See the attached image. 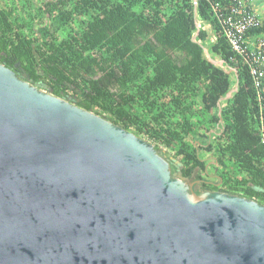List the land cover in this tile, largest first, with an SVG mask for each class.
<instances>
[{
    "label": "water",
    "instance_id": "obj_1",
    "mask_svg": "<svg viewBox=\"0 0 264 264\" xmlns=\"http://www.w3.org/2000/svg\"><path fill=\"white\" fill-rule=\"evenodd\" d=\"M192 39L235 74L218 106L237 72ZM17 66L0 62V264H264V204L193 191L165 150Z\"/></svg>",
    "mask_w": 264,
    "mask_h": 264
},
{
    "label": "trees",
    "instance_id": "obj_2",
    "mask_svg": "<svg viewBox=\"0 0 264 264\" xmlns=\"http://www.w3.org/2000/svg\"><path fill=\"white\" fill-rule=\"evenodd\" d=\"M236 2L197 1L196 14L209 25L198 39L206 47L209 33L215 34L206 47L210 57L238 77L237 92L221 104L224 130L216 147L185 140L201 126L205 138L219 122L217 103L234 88L235 78L210 63L192 39V0H25L15 13L0 6V62L18 63L31 83L71 96L84 109L111 114L107 119L146 136L156 148H177L185 176L204 169L200 150L213 153L223 167L220 190L264 204V143L256 127L264 117V92L243 43L264 34V25L241 34L229 27ZM218 3L226 8L214 15L210 6ZM229 28L241 55L226 37ZM226 162L234 168L225 170Z\"/></svg>",
    "mask_w": 264,
    "mask_h": 264
},
{
    "label": "rangeland",
    "instance_id": "obj_3",
    "mask_svg": "<svg viewBox=\"0 0 264 264\" xmlns=\"http://www.w3.org/2000/svg\"><path fill=\"white\" fill-rule=\"evenodd\" d=\"M25 0H0V6L4 7L6 9H9L13 11L17 3H24ZM198 0H196L197 2ZM236 4L238 5V10L237 12H234L232 14V25L236 28H239L238 26L240 25V21H243L242 19L249 15L253 17L256 21L257 24L259 25H264V0H236ZM194 3V1L192 0ZM228 3V2H225ZM231 2H229L227 5H230ZM236 5V7H237ZM211 7V12L214 13V15H217V13L221 10H224L226 6H222V3H218L217 5L214 6V8ZM194 8V4H193ZM195 9V8H194ZM193 9V10H194ZM14 12V11H13ZM15 13V12H14ZM30 14L31 12L28 11ZM194 20L196 21V27L195 31L193 33V38L196 36L198 37V34L200 31H207L209 32V25L207 23H203L201 20H199L196 10L194 11ZM235 28V29H236ZM25 33L31 37L32 34L28 29H25ZM210 36L208 40L206 41V47L209 46V44H212L215 40V34L209 33ZM34 38V37H32ZM244 50L247 51L249 55H251V74H255V79L258 82L259 89L261 92H264V34L259 35V36H254V37H248L244 39ZM241 53V50L239 51ZM237 53L238 55H241ZM217 62H220L216 60ZM232 76L235 78L234 72ZM43 89L47 90L46 87H43ZM260 91L258 94L260 95ZM71 95V94H70ZM69 101L74 102L72 97L69 96L68 98ZM229 100V99H228ZM227 101V100H226ZM226 101H222L219 103V107L222 108V105L226 104ZM222 104V105H221ZM143 109V107H141ZM261 113L263 114L264 108L261 106ZM219 113V110H218ZM100 115L112 119V115L109 113L103 114L101 111L99 113ZM221 114V113H220ZM182 116V115H180ZM206 119V118H205ZM257 130L261 133L262 138L264 139V117L260 118V121L258 125H256ZM224 130V123L223 121H219L218 123H215L211 130L207 133L206 137H201L200 135H204L206 128L201 126L195 128V130L192 132L191 136L188 137L185 141L189 143L190 145H197L201 147H207L208 145L212 147H216L221 144V139H218L220 137V133ZM144 139L147 140L146 136H142ZM158 148L165 150L170 156H172L175 160L178 161V165H183L179 159L178 156L175 155V152L177 151V148L174 150L170 148H166L164 145L158 144ZM200 157L204 160L205 167L203 170H198L196 171L195 178L197 180H201L202 182H208L209 185H214V186H220L221 187V181L218 183L219 179H221L223 172L221 165H218L217 162L214 160V154L213 153H208L205 151L200 150L199 152ZM227 169L225 170H230L234 168V165H231V163L226 162ZM184 167V165H183Z\"/></svg>",
    "mask_w": 264,
    "mask_h": 264
},
{
    "label": "built area",
    "instance_id": "obj_4",
    "mask_svg": "<svg viewBox=\"0 0 264 264\" xmlns=\"http://www.w3.org/2000/svg\"><path fill=\"white\" fill-rule=\"evenodd\" d=\"M217 5V4H215ZM215 5H212V8H214ZM243 21H240V25L238 26L239 28H236L232 25V20L228 19L226 23H229V27H231L232 29H235L237 33L241 34L247 27H250L252 25L257 24L255 19L249 15L245 16L243 19ZM226 37L228 39V41L230 42L231 46L233 47V49L235 50L236 53H239V51L241 50V53H243V50L240 48L241 43L238 42V38L236 36H234V33L232 32V30L229 28L226 30ZM252 75L255 76V74L252 73ZM262 142L264 143V139L262 138Z\"/></svg>",
    "mask_w": 264,
    "mask_h": 264
},
{
    "label": "flooded vegetation",
    "instance_id": "obj_5",
    "mask_svg": "<svg viewBox=\"0 0 264 264\" xmlns=\"http://www.w3.org/2000/svg\"><path fill=\"white\" fill-rule=\"evenodd\" d=\"M4 64H6V61H2ZM18 63H10V64H6L8 67H10L11 69L15 70V71H19L18 70ZM23 76V75H22ZM27 80H29L27 78V76H24ZM74 103V102H73ZM177 166V165H176ZM174 167V166H173ZM176 167H174L173 170H175ZM183 170L182 169V174H183ZM184 175V174H183ZM185 176V175H184ZM185 178L187 179V182L191 185V189L197 193L202 192V191H206V190H220V186H214V185H209L208 182H202L201 180H197L195 178V173L190 174L189 176H185ZM222 191V190H221Z\"/></svg>",
    "mask_w": 264,
    "mask_h": 264
}]
</instances>
